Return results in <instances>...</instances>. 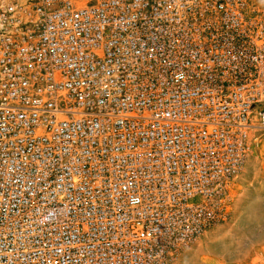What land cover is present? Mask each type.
Masks as SVG:
<instances>
[{
    "label": "built area",
    "instance_id": "2783aa9c",
    "mask_svg": "<svg viewBox=\"0 0 264 264\" xmlns=\"http://www.w3.org/2000/svg\"><path fill=\"white\" fill-rule=\"evenodd\" d=\"M264 134V0H0V264H168Z\"/></svg>",
    "mask_w": 264,
    "mask_h": 264
},
{
    "label": "rangeland",
    "instance_id": "374dc122",
    "mask_svg": "<svg viewBox=\"0 0 264 264\" xmlns=\"http://www.w3.org/2000/svg\"><path fill=\"white\" fill-rule=\"evenodd\" d=\"M220 222L168 264H264V134L250 144Z\"/></svg>",
    "mask_w": 264,
    "mask_h": 264
}]
</instances>
